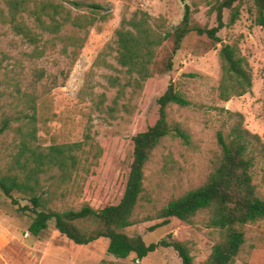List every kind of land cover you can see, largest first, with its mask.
<instances>
[{
  "label": "rangeland",
  "instance_id": "rangeland-1",
  "mask_svg": "<svg viewBox=\"0 0 264 264\" xmlns=\"http://www.w3.org/2000/svg\"><path fill=\"white\" fill-rule=\"evenodd\" d=\"M8 0H0V9L8 13ZM73 16L95 18L94 26L85 33L71 27L59 35L44 38L46 49L36 58L33 46L12 30L0 16V128L9 119L10 128L0 135V172L5 174L15 160L22 174L25 158L19 155L22 132H26L25 115L29 112L27 96L33 95L36 106V149L80 143L78 164L67 177L56 170L40 175L39 193L49 207L57 211L80 210L87 205L99 210L119 203L125 189L132 162L133 137L146 131L158 119L157 100L172 83L190 102L186 108L172 105L168 118L190 135V143L172 135L164 138L145 167L146 192L136 209V224L126 230L130 236L140 235L147 245L171 235L187 245L194 264H208L212 248L221 240L218 230L208 228L206 213L191 223L171 219L162 228L150 231L161 222L153 217L172 199L203 185L215 168L220 154L217 133H227L237 118L243 127L258 135L264 143V27L254 22L251 1L240 5V18L223 29L219 42L196 33L189 34L179 52L173 55V67L167 71L172 56L173 40L168 39L156 50L151 66L152 76L141 90L112 87L110 80L124 74L112 49L115 31L123 18L145 12L153 20L163 19L165 30L173 33L181 24L185 4L191 6L192 26L212 28L216 15L204 0H56ZM92 6H99L96 10ZM230 11H224L229 22ZM75 36L85 37L77 55L64 54V47ZM237 47L246 59L252 75V88L242 97L224 102L219 99L222 79L219 52L222 47ZM62 71H69L64 81ZM44 72V77L41 73ZM62 86L54 87V81ZM22 132L20 133V129ZM262 164L254 171L258 193L264 198ZM19 206H30L28 197L14 193ZM152 218V219H151ZM33 219L29 212L18 211L11 199L0 193V264H181L177 253L160 249L137 261L135 256L116 259L107 254L108 240L101 239L87 246L70 242L55 230V221L38 237L28 227ZM245 244L233 264H264V220L244 228Z\"/></svg>",
  "mask_w": 264,
  "mask_h": 264
},
{
  "label": "trees",
  "instance_id": "trees-1",
  "mask_svg": "<svg viewBox=\"0 0 264 264\" xmlns=\"http://www.w3.org/2000/svg\"><path fill=\"white\" fill-rule=\"evenodd\" d=\"M185 2V0H180ZM210 3L212 0H204ZM248 0H216L212 11L216 15V25L212 28L192 26L191 6L185 4V14L181 24L171 33L165 30L163 19H152L145 12H136L129 18H123L115 31L112 49L116 53V61L121 78L110 81L112 87H119L123 94L126 88L141 90L144 83L151 78V66L156 50L165 41L172 38L173 52L167 62V71L173 67V55L182 47L185 38L196 33L210 40L219 42L218 34L225 28L234 25L240 18V5ZM252 2L254 22L264 27V0ZM8 13L0 9V16L11 25L16 35L33 46L34 57L44 55L48 35H59L71 27L77 33H85L94 26L95 18L73 16L72 12L56 0H8ZM101 10L99 6H92ZM230 11L229 22L224 21V11ZM84 38L75 36L71 43L64 47V54L72 47L73 56L81 49ZM219 58L222 79L218 87L219 99L228 102L232 98L242 97L252 88V75L246 59L235 46L226 45L221 48ZM64 81L68 72H61ZM44 77V72L41 73ZM54 87L62 86L54 81ZM29 112L25 115L26 132L19 146V155L25 158L22 174L16 173L20 165L15 160L9 172H0V193L11 199L18 206L19 212H29L33 219L28 227L31 236L38 237L48 229L50 221H55V230L70 242L79 246H87L101 239L108 240L107 254L116 259H127L135 256L137 261L147 258L160 249H173L181 260V264H194V258L186 244L176 241L171 235L156 243L147 245L140 235L130 236L126 230L136 224L134 214L143 200L149 202L146 192L145 167L152 153L161 141L172 135L180 138L185 144L190 143V135L179 126H172L168 118V109L172 105L182 108L190 106L189 100L177 91L172 83L157 100L158 119L146 131L133 137V153L124 193L116 205H107L96 210L83 206L80 210L57 211L49 207L48 200L39 193L40 175L51 170L58 171L62 177L70 175L78 164L77 152L80 143L50 146L36 149L32 142L36 138V106L34 96H27ZM231 119L237 118L229 131L217 133L220 154L215 168L207 181L198 187L172 199L165 207L157 210L158 224L150 228L154 231L167 226L171 219L186 223L201 213H206V226L221 233V240L214 244L208 264H233L245 244L244 228L264 220V198L258 193L254 182V171L262 164V181L264 182V143L258 135L250 133L243 127L240 114L228 112ZM10 120L4 119L0 135L10 128ZM28 197L30 206H19L13 194ZM152 219V218H151Z\"/></svg>",
  "mask_w": 264,
  "mask_h": 264
}]
</instances>
